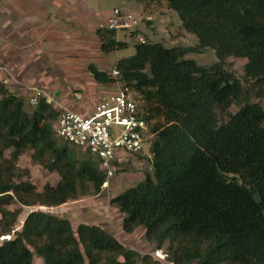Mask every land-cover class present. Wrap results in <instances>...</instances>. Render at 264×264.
<instances>
[{"label":"trees","instance_id":"obj_1","mask_svg":"<svg viewBox=\"0 0 264 264\" xmlns=\"http://www.w3.org/2000/svg\"><path fill=\"white\" fill-rule=\"evenodd\" d=\"M152 1L174 10L197 43L138 41L117 59L115 77L88 65L97 82L134 93L152 134V171L109 202L123 213L122 229L142 226L171 264H264V108L253 100H264V0ZM95 34L104 53L127 46L116 29ZM206 48L216 55L209 65L186 57ZM230 56L245 59L244 83L226 68ZM58 114L45 97L27 111L0 81V264H35L34 256L38 264H157L99 225L74 229L41 209L14 229L22 207L59 206L106 180L87 150L55 134ZM28 149L59 175L55 184L38 189L18 165Z\"/></svg>","mask_w":264,"mask_h":264},{"label":"rangeland","instance_id":"obj_2","mask_svg":"<svg viewBox=\"0 0 264 264\" xmlns=\"http://www.w3.org/2000/svg\"><path fill=\"white\" fill-rule=\"evenodd\" d=\"M7 2L12 4L17 0H0V3ZM34 2L42 3L52 12V19L56 18L53 3L49 5L48 0H19L17 5ZM64 2L66 12L61 17L62 22H58L57 25L54 22L50 27L39 26L36 24L39 22L36 18L40 16H32L27 12L32 17L24 16L19 30L12 31L11 27L7 26L6 31H0V77L6 79L5 85L10 92L22 97L24 108L29 112L35 106L29 103V99L39 89L43 91L42 97H45L57 111L65 107L83 114L89 113L101 97L118 92L120 85L117 81L97 82L89 72L88 65L93 64L98 69L112 74L117 59L132 55L135 51L134 45L140 38L161 42L165 46H193L197 43V36L184 30L177 13L169 9L163 1L64 0ZM113 8L132 13L139 22L132 30H117L116 39L125 41L126 47L104 53L100 50V41L95 30L100 23L106 22ZM30 19L31 22L28 21ZM31 24H34L32 29ZM21 33L30 37L29 40H23L24 47L17 46L14 41ZM186 57L194 59L201 65H209L216 60L212 48H206L202 52H189ZM244 63L245 59L241 57L230 56L226 60V68L243 83ZM253 100L259 101L264 108V100L255 98ZM235 110L236 107L232 106L231 111ZM56 123L57 119H54L52 122L54 128ZM148 142L143 143L138 154L120 158L121 161L117 162L106 187L99 191L89 188L77 199L59 206H24L14 229H20L25 215L30 210L41 209L69 219L74 229L82 222L99 225L125 246L137 251L139 255H148L157 264H171L166 260V245L157 248L155 242L145 237L142 226L132 232H125L121 225L123 213L109 202L111 197L142 180L145 172L152 171ZM31 152L32 150L28 149L20 157L18 165L28 169L30 180L38 189L46 182L55 184L59 175L34 162L30 157ZM81 153L84 154L83 151ZM14 207L16 204L9 206L11 209ZM3 237L5 236L0 238ZM33 262L38 264L40 259L34 256Z\"/></svg>","mask_w":264,"mask_h":264},{"label":"built area","instance_id":"obj_3","mask_svg":"<svg viewBox=\"0 0 264 264\" xmlns=\"http://www.w3.org/2000/svg\"><path fill=\"white\" fill-rule=\"evenodd\" d=\"M137 18L130 12L113 8L110 16L100 27L116 30H132L138 25ZM141 42L145 39L140 38ZM114 76L118 75L116 69ZM43 91L37 89L29 99L36 105ZM55 134L71 145L87 150L99 163L106 180L101 188L107 186L113 175L114 162L123 156L137 154L143 143L152 136L147 120L138 105L134 93L128 87L101 97L91 111L83 114L69 108H62L57 117Z\"/></svg>","mask_w":264,"mask_h":264},{"label":"crops","instance_id":"obj_4","mask_svg":"<svg viewBox=\"0 0 264 264\" xmlns=\"http://www.w3.org/2000/svg\"><path fill=\"white\" fill-rule=\"evenodd\" d=\"M48 4H52L53 3V7H54V12L57 14H54L56 16V18L52 19V12L47 10L44 5H42V3L40 4H36L34 2V4H21L20 6H18L17 4L19 3V0H17L16 3H8L4 4V3H0V31H6L5 27H11L12 29H17L19 30V27L21 26L23 20H24V16H40V18H36V20H38L39 22L36 24H39V26L43 25V26H47L50 27L51 25L55 24L57 25V23L62 22V15H64V12H66V4L64 2V0H48ZM27 12H30L28 15ZM19 14V15H18ZM16 16V18H15ZM41 16L44 18H41ZM18 17V18H17ZM59 17V18H57ZM54 20V21H53ZM29 22H31V19L28 20ZM34 21V20H33ZM35 24V23H34ZM34 24H31V29L34 28ZM13 26V28H12ZM9 31V30H7ZM15 31V30H12ZM29 40L30 37L27 35H22L19 34L15 37V44L17 46H21L24 47V42L23 40ZM0 81H2L3 83H5L6 79L4 77H0Z\"/></svg>","mask_w":264,"mask_h":264}]
</instances>
